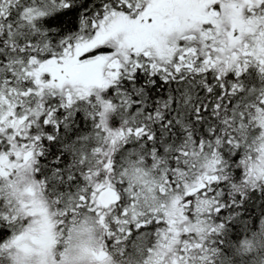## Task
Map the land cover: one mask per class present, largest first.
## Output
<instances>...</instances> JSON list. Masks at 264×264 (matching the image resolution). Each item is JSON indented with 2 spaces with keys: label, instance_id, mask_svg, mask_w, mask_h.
Masks as SVG:
<instances>
[{
  "label": "snow or ice",
  "instance_id": "6c2138e0",
  "mask_svg": "<svg viewBox=\"0 0 264 264\" xmlns=\"http://www.w3.org/2000/svg\"><path fill=\"white\" fill-rule=\"evenodd\" d=\"M0 264H264V0H0Z\"/></svg>",
  "mask_w": 264,
  "mask_h": 264
}]
</instances>
